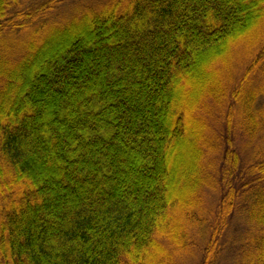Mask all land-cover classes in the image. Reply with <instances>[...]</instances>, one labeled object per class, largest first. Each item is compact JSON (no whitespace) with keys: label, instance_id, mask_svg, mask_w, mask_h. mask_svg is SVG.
Here are the masks:
<instances>
[{"label":"trees","instance_id":"1","mask_svg":"<svg viewBox=\"0 0 264 264\" xmlns=\"http://www.w3.org/2000/svg\"><path fill=\"white\" fill-rule=\"evenodd\" d=\"M0 264H264V0H0Z\"/></svg>","mask_w":264,"mask_h":264},{"label":"rangeland","instance_id":"2","mask_svg":"<svg viewBox=\"0 0 264 264\" xmlns=\"http://www.w3.org/2000/svg\"><path fill=\"white\" fill-rule=\"evenodd\" d=\"M57 41H58V40L54 41V42L50 45L49 48H52V47L54 46V44H55ZM194 153H195V152H194ZM188 154H190V153L188 152ZM189 159H191V158H189Z\"/></svg>","mask_w":264,"mask_h":264}]
</instances>
